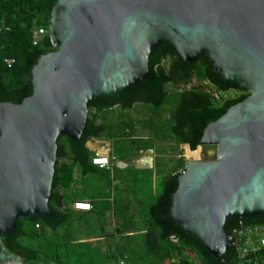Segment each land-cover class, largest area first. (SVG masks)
I'll return each mask as SVG.
<instances>
[{"label":"water","instance_id":"1","mask_svg":"<svg viewBox=\"0 0 264 264\" xmlns=\"http://www.w3.org/2000/svg\"><path fill=\"white\" fill-rule=\"evenodd\" d=\"M49 36L56 50L29 71L31 95L0 103V236L19 218L55 217L57 138L79 142L88 103L144 80L149 55L168 45L249 92L205 127L171 196V221L224 257L227 219L264 215V0H57Z\"/></svg>","mask_w":264,"mask_h":264},{"label":"trees","instance_id":"2","mask_svg":"<svg viewBox=\"0 0 264 264\" xmlns=\"http://www.w3.org/2000/svg\"><path fill=\"white\" fill-rule=\"evenodd\" d=\"M56 1L0 0V103L19 104L30 96L29 71L56 50L49 36ZM7 59H13L10 66ZM149 62V75L137 85L88 103L79 142L57 138L48 200L55 217L17 219L15 231L0 236V264H237L233 247L216 258L169 215L186 164L180 146L194 151L205 127L249 92L225 85L206 56L186 65L172 47L161 45ZM229 91L236 95L226 97ZM90 140L109 141L112 156L127 165H93ZM164 146L167 162L158 158L153 169L130 164L149 149L161 154ZM77 200L89 201L91 209L73 210ZM110 221L115 227L108 232ZM240 222L264 224V215L228 218L225 233Z\"/></svg>","mask_w":264,"mask_h":264},{"label":"built area","instance_id":"3","mask_svg":"<svg viewBox=\"0 0 264 264\" xmlns=\"http://www.w3.org/2000/svg\"><path fill=\"white\" fill-rule=\"evenodd\" d=\"M42 30L34 33V38L37 37ZM7 64L10 66L13 59H7ZM105 149V152H100V149ZM91 163L100 168H108L111 165L117 164L118 161L111 154V146L105 144L104 141H98L97 146L93 149ZM117 162V163H116ZM118 167H123L120 162ZM72 209L76 211H89L91 203L89 201L77 200L72 203ZM230 246L234 248L237 264H264V224H245L239 223V226L234 228L228 236ZM175 240L174 237H172ZM120 264L124 261L120 260Z\"/></svg>","mask_w":264,"mask_h":264},{"label":"rangeland","instance_id":"4","mask_svg":"<svg viewBox=\"0 0 264 264\" xmlns=\"http://www.w3.org/2000/svg\"><path fill=\"white\" fill-rule=\"evenodd\" d=\"M40 34V33H39ZM226 97H231L233 95H236V92L234 91H229L226 94H224ZM139 136H147V132H140L138 133ZM105 144H109L111 146V143L109 141H104ZM203 146L197 147L194 151L192 152H187V149L189 150L187 145H182L180 146V150H181V155L183 156V158L188 161V160H194L197 153L202 149ZM164 152H162L161 154H155V152L151 153L149 151H145L142 152L138 157H136L135 159H133L130 164H132L135 167H145L146 166V162L149 161L150 159L153 160V164L155 162L156 159L161 158L162 161L167 162V160L170 158V154H168V147L164 146ZM103 152H105V149H100ZM196 151V152H195ZM117 163V162H116ZM118 163H120V161H118ZM115 164V165H118ZM123 163V162H122ZM115 227L114 221H110V223H107L106 225V230L108 232H110L113 228ZM172 262V261H171Z\"/></svg>","mask_w":264,"mask_h":264},{"label":"crops","instance_id":"5","mask_svg":"<svg viewBox=\"0 0 264 264\" xmlns=\"http://www.w3.org/2000/svg\"><path fill=\"white\" fill-rule=\"evenodd\" d=\"M98 141H100V140H90V141H88L87 143H86V146H87V148H89L91 151H93V149L97 146V142ZM94 147H93V146ZM121 168H123V167H121ZM136 168H141V167H136Z\"/></svg>","mask_w":264,"mask_h":264},{"label":"bare ground","instance_id":"6","mask_svg":"<svg viewBox=\"0 0 264 264\" xmlns=\"http://www.w3.org/2000/svg\"><path fill=\"white\" fill-rule=\"evenodd\" d=\"M100 152H103V151H100ZM196 152V151H195Z\"/></svg>","mask_w":264,"mask_h":264}]
</instances>
